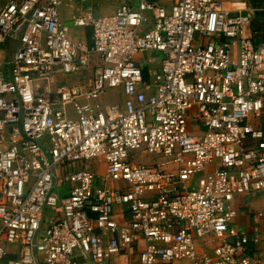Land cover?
Segmentation results:
<instances>
[{
    "label": "built area",
    "instance_id": "1",
    "mask_svg": "<svg viewBox=\"0 0 264 264\" xmlns=\"http://www.w3.org/2000/svg\"><path fill=\"white\" fill-rule=\"evenodd\" d=\"M80 1L70 23L89 44L56 0L0 6V46L15 44L0 57V264H260L231 222L234 198L264 195V40L251 31L264 8L121 0L97 14ZM145 51L160 62L146 75ZM89 66V84L50 88ZM109 89L118 98L100 101Z\"/></svg>",
    "mask_w": 264,
    "mask_h": 264
},
{
    "label": "crops",
    "instance_id": "2",
    "mask_svg": "<svg viewBox=\"0 0 264 264\" xmlns=\"http://www.w3.org/2000/svg\"><path fill=\"white\" fill-rule=\"evenodd\" d=\"M6 0H0V6ZM57 3V11L60 16V19L63 23L69 26V33L72 39L75 40H83L86 44L90 43V28H76L73 27L70 23V18L78 13H81L84 10L85 4L80 0H56ZM94 6V12L97 14H108L112 12L113 7L108 6V0H92ZM238 4V3H237ZM236 4V8H242V4ZM261 1H251V3L246 1V5L249 8H257L261 7ZM227 10L234 9L229 3L225 4ZM232 11V10H231ZM231 13H235L232 11ZM7 46V50L4 48ZM15 48V44L13 41H9L0 46V57H11ZM135 61L142 68L143 73L146 75L147 73H153L157 71L159 67V54L157 52L151 53L150 56H146L144 52L138 53L134 55ZM93 61L97 63L96 56H93ZM94 68L89 66L88 68L74 73V74H60L55 73L52 77V85L58 84H82L87 85L90 82L92 77ZM112 91H116L111 89ZM108 92V91H107ZM107 92L102 94L101 97L105 95ZM234 203L238 207V212L236 216L233 218L231 225L237 228L240 232H242L246 237V243L244 245L243 254L256 257L260 264H264V195L256 194L252 196H238L234 198ZM257 211L263 212V215L259 218V231L256 237L252 233V225H253V214ZM198 251H201L203 248V244L200 240L196 241Z\"/></svg>",
    "mask_w": 264,
    "mask_h": 264
},
{
    "label": "rangeland",
    "instance_id": "3",
    "mask_svg": "<svg viewBox=\"0 0 264 264\" xmlns=\"http://www.w3.org/2000/svg\"><path fill=\"white\" fill-rule=\"evenodd\" d=\"M121 0H108V6L109 7H113L114 8V6L118 3V2H120ZM250 2L251 3V1H258V0H245V2ZM259 1H261V4H258V5H261V6H263L264 7V0H259ZM113 10V9H112ZM261 13V15H264V10H261L260 11ZM253 35H255L254 37H255V39H264V28L263 29H258V30H256L255 32H254V34ZM5 50H7V46L4 48ZM145 53V55L146 56H150V54L151 53H154V51H145L144 52ZM52 84H51V87L50 88H52ZM118 97H117V95H115V92L114 91H112L111 89H109L108 90V92L105 94V95H103L102 97H101V100H103V102L104 103H106V102H113V101H115L116 99H117ZM259 125H261V126H263L264 127V117H262L258 122H257ZM153 159H156L153 155H150V154H141V157L139 158V161H142V162H149V161H151V160H153ZM96 160H91L90 161V164H91V166H93L97 171H100L101 170V167H100V165L97 163V162H95Z\"/></svg>",
    "mask_w": 264,
    "mask_h": 264
},
{
    "label": "trees",
    "instance_id": "4",
    "mask_svg": "<svg viewBox=\"0 0 264 264\" xmlns=\"http://www.w3.org/2000/svg\"><path fill=\"white\" fill-rule=\"evenodd\" d=\"M261 11V10H260ZM260 11H255L252 16L251 20V31H252V37L254 42H260L264 39H255L254 32L258 29H263L264 28V15H261Z\"/></svg>",
    "mask_w": 264,
    "mask_h": 264
}]
</instances>
